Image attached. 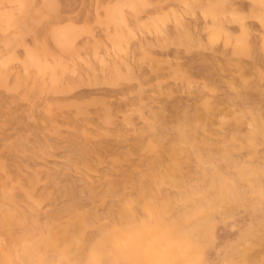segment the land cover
Here are the masks:
<instances>
[{
    "label": "rangeland",
    "instance_id": "1",
    "mask_svg": "<svg viewBox=\"0 0 264 264\" xmlns=\"http://www.w3.org/2000/svg\"><path fill=\"white\" fill-rule=\"evenodd\" d=\"M0 264H264V0H0Z\"/></svg>",
    "mask_w": 264,
    "mask_h": 264
},
{
    "label": "bare ground",
    "instance_id": "2",
    "mask_svg": "<svg viewBox=\"0 0 264 264\" xmlns=\"http://www.w3.org/2000/svg\"><path fill=\"white\" fill-rule=\"evenodd\" d=\"M57 38V37H56ZM175 154V153H174ZM174 158V157H173ZM177 163V162H176ZM167 172V171H166ZM163 175V174H162ZM195 195V194H194ZM159 218V217H158ZM25 235H27V234H25ZM80 236V235H79ZM25 237H27V236H25ZM78 238V237H77ZM186 251H188V250H186ZM187 253V252H186ZM179 254V253H178Z\"/></svg>",
    "mask_w": 264,
    "mask_h": 264
}]
</instances>
